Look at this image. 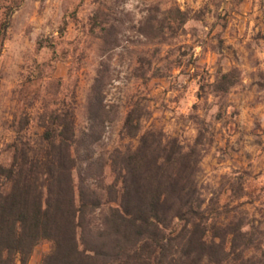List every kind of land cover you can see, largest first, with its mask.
Masks as SVG:
<instances>
[{"label":"rangeland","instance_id":"374dc122","mask_svg":"<svg viewBox=\"0 0 264 264\" xmlns=\"http://www.w3.org/2000/svg\"><path fill=\"white\" fill-rule=\"evenodd\" d=\"M229 70L236 82L215 90ZM93 90L110 117L94 128L93 159L131 142L121 128L134 105L144 125L196 144L206 202L264 240V0H0L1 164L17 121L28 116L35 138L52 97L72 101L81 137ZM50 248L41 240L28 264Z\"/></svg>","mask_w":264,"mask_h":264},{"label":"trees","instance_id":"16d2710c","mask_svg":"<svg viewBox=\"0 0 264 264\" xmlns=\"http://www.w3.org/2000/svg\"><path fill=\"white\" fill-rule=\"evenodd\" d=\"M42 66L55 69L51 62ZM235 82L229 70L213 86L226 92ZM71 104L59 97L45 102L35 138L28 116L12 128L11 159L0 163V264H28L41 240L51 248L38 264H264V240L252 226L240 217L225 220L215 202H206L196 144L144 125L133 105L121 128L131 142L98 161L93 132L109 110L93 90L80 137Z\"/></svg>","mask_w":264,"mask_h":264}]
</instances>
